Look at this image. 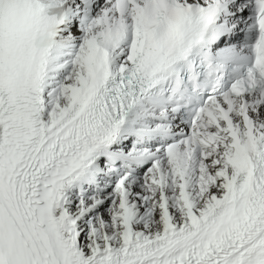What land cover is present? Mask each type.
I'll use <instances>...</instances> for the list:
<instances>
[{
	"label": "snow or ice",
	"instance_id": "snow-or-ice-1",
	"mask_svg": "<svg viewBox=\"0 0 264 264\" xmlns=\"http://www.w3.org/2000/svg\"><path fill=\"white\" fill-rule=\"evenodd\" d=\"M0 264H264V0H0Z\"/></svg>",
	"mask_w": 264,
	"mask_h": 264
}]
</instances>
